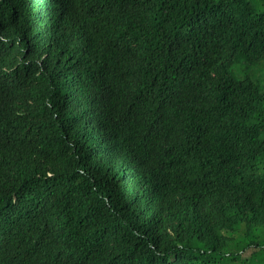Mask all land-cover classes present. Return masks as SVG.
Instances as JSON below:
<instances>
[{"label":"trees","instance_id":"trees-1","mask_svg":"<svg viewBox=\"0 0 264 264\" xmlns=\"http://www.w3.org/2000/svg\"><path fill=\"white\" fill-rule=\"evenodd\" d=\"M0 264H264V0H0Z\"/></svg>","mask_w":264,"mask_h":264},{"label":"clouds","instance_id":"clouds-1","mask_svg":"<svg viewBox=\"0 0 264 264\" xmlns=\"http://www.w3.org/2000/svg\"><path fill=\"white\" fill-rule=\"evenodd\" d=\"M3 258H4V252H3V250L0 252V260H1V262H3Z\"/></svg>","mask_w":264,"mask_h":264}]
</instances>
